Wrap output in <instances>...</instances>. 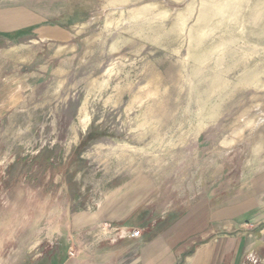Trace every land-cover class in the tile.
<instances>
[{
	"label": "rangeland",
	"instance_id": "rangeland-1",
	"mask_svg": "<svg viewBox=\"0 0 264 264\" xmlns=\"http://www.w3.org/2000/svg\"><path fill=\"white\" fill-rule=\"evenodd\" d=\"M58 2L63 34L18 52L27 119L0 123L2 258L138 177L178 211L264 186V0Z\"/></svg>",
	"mask_w": 264,
	"mask_h": 264
},
{
	"label": "crops",
	"instance_id": "crops-1",
	"mask_svg": "<svg viewBox=\"0 0 264 264\" xmlns=\"http://www.w3.org/2000/svg\"><path fill=\"white\" fill-rule=\"evenodd\" d=\"M58 1L0 0V123L5 119L6 127L15 125V115L19 124L27 119L28 92L21 82L27 74L21 76L17 67H26L32 58L18 52L35 39L63 34L62 26L53 24L64 14ZM137 179L121 183L92 209L65 211L52 231L44 227L51 221L47 216L40 236L31 237L20 253L9 248L2 258L0 243V264H264L260 178L247 187L241 184L230 196L221 191L185 203L180 211L167 208L170 204L162 208L151 196L152 183ZM137 229L140 237H130Z\"/></svg>",
	"mask_w": 264,
	"mask_h": 264
},
{
	"label": "built area",
	"instance_id": "built-area-1",
	"mask_svg": "<svg viewBox=\"0 0 264 264\" xmlns=\"http://www.w3.org/2000/svg\"><path fill=\"white\" fill-rule=\"evenodd\" d=\"M140 235H141V231L138 230V229L137 230H132L129 233V236L132 237V238H138V237H140ZM68 254H69V256H73L74 255V252H73V250L71 248L69 249Z\"/></svg>",
	"mask_w": 264,
	"mask_h": 264
}]
</instances>
